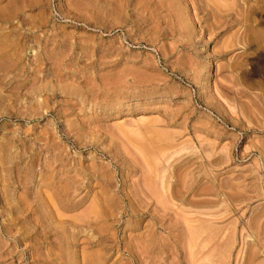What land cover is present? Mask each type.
I'll return each instance as SVG.
<instances>
[{
  "label": "rangeland",
  "instance_id": "obj_1",
  "mask_svg": "<svg viewBox=\"0 0 264 264\" xmlns=\"http://www.w3.org/2000/svg\"><path fill=\"white\" fill-rule=\"evenodd\" d=\"M0 264H264V0H0Z\"/></svg>",
  "mask_w": 264,
  "mask_h": 264
},
{
  "label": "bare ground",
  "instance_id": "obj_2",
  "mask_svg": "<svg viewBox=\"0 0 264 264\" xmlns=\"http://www.w3.org/2000/svg\"><path fill=\"white\" fill-rule=\"evenodd\" d=\"M5 46V45H4ZM3 47V46H2ZM6 48H4V50H5ZM2 50V49H1ZM8 51V50H7ZM17 53V52H16ZM3 54V53H2ZM6 56V55H5ZM2 62V61H1ZM6 67V66H5Z\"/></svg>",
  "mask_w": 264,
  "mask_h": 264
}]
</instances>
